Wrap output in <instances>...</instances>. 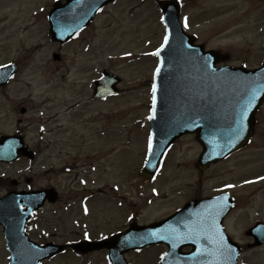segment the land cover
Segmentation results:
<instances>
[{
    "label": "rangeland",
    "instance_id": "374dc122",
    "mask_svg": "<svg viewBox=\"0 0 264 264\" xmlns=\"http://www.w3.org/2000/svg\"><path fill=\"white\" fill-rule=\"evenodd\" d=\"M2 1L0 0V14L6 13V4L11 2V0ZM44 1L49 2L50 0ZM191 1H193L194 8L187 11L190 15L188 29L196 35L197 42L203 44L206 49H214L220 51L222 56H227L226 59L221 60L218 66L224 64L234 67L247 65L248 68H256L261 61L260 42L264 32V9L261 1ZM34 2L37 6L39 5V2ZM29 7L30 5L27 3L23 5L24 9L17 10L15 8L14 12L10 13L11 22L7 25L2 24L0 29V64L5 65L10 61H16L20 68L17 81L10 88L0 92V133L1 131H12V120L19 118L18 113L23 107L27 110L26 114L23 115V121H26L27 124V142L33 147L41 145L43 150L42 156L37 159L32 169L36 182L45 177L39 185H46L47 183L67 185L66 180H62L60 176L56 175V171L46 173L43 176L42 171L44 168L42 167L41 158L43 155H51L52 166L57 169L60 165L59 162H55L57 151L69 147L73 156L70 147L83 142L85 146H80V148L86 150L81 154L84 159L81 160L80 157L78 161H84L85 163L91 161L89 156H95L94 150H103L99 156L102 157L110 154L114 149L113 156L108 159V163L111 162V166H113V169L110 170L113 173L109 175V179L116 177L117 179L111 181V183L123 185V188L127 191V184L119 177L123 176L122 173L127 168L132 169L138 165L139 156L143 150L144 138L142 139L137 135L138 128L142 126H139L135 119L143 118L144 113H146L143 103L147 102L148 94L144 81L147 73H149L147 72L149 71V65L142 64L139 61L138 63H127L123 67L116 66L120 68L119 74L122 75L123 80L121 83L122 90L118 98L93 102L90 100L88 83L98 77L102 68L115 66L116 62H112L109 57L127 51H143L147 41H154L157 30L159 27L162 29L161 23L158 22L157 25L156 13L151 16V11L146 9L136 18H130V16L122 14L123 23L114 24L112 32L105 37L100 31L95 49L82 54L80 49L60 50L61 48L56 45L42 48L48 36L43 28L42 31L39 29L38 32L33 30H30L29 33L20 32L19 29L24 25L27 28L26 30L29 27L37 28L36 18H30L27 15L30 10L36 11V6H32L31 9ZM161 29H159V35ZM36 47L40 49L37 50ZM51 52H58L63 55L61 63L57 64L51 60ZM96 55H98L97 58H95ZM79 65H82V68ZM73 68L76 69L75 73L77 75H73V72H71L68 80L77 77L80 82H86L84 86L71 89L68 83H65L66 70ZM32 100L36 104L31 103ZM38 103L43 106L42 108L45 109V113L49 117L50 123L46 127L54 130L53 128L58 126L61 130L50 131L51 134L44 137L43 144H40L37 140L38 131L36 128L41 123L36 116ZM13 111L15 112L13 113ZM258 121V130H256L258 134L252 144L228 162L221 164L214 171L215 175L220 174L222 176V178H219L222 183H239L244 180V184L247 182V184H251L248 181L250 177L264 174V169H261V165H264V108L258 116ZM47 139H51L55 143L49 150H45L48 143ZM126 139L129 140V143H125ZM113 144L116 145L115 148H112ZM176 146H180V148L176 150L177 147H175L176 151L172 152L166 162L167 174L164 175V180L161 178L162 183L156 185L161 191V195L155 197L152 206L171 204V202H161L159 200L164 199L162 188L168 190L169 187L174 186L172 189L176 190L178 187L176 182L182 174L176 171V162H182L181 170H186L190 167H185L184 163L196 158L198 147L191 145L188 138L182 139ZM131 159L134 160L131 161ZM97 168L99 170L98 166ZM239 170L243 174L239 177L233 176L232 172ZM0 172L8 173L5 167ZM183 173L190 177L189 174ZM193 174H195L194 171L191 175ZM101 182V184L105 183L104 180ZM263 185L264 182L255 186L251 185L249 188L235 193L236 197L241 200L239 206L244 203L241 208L244 207L245 209L241 211L246 212L249 209L252 214V201ZM78 189V185L73 183L72 180L66 186L65 196L73 199L77 198L79 196ZM3 193L4 191L0 189V195ZM144 193L143 199H128V206L137 209L144 206V200L149 196L148 191H144ZM250 197L251 199H249ZM56 211L57 215L45 214V219L52 221L51 225H54L59 217V212ZM101 219L106 220L105 216H102ZM4 253L3 240L0 236V264H5L6 253ZM75 261H73V264ZM71 262L68 257L64 256L60 262L56 261L50 264H71Z\"/></svg>",
    "mask_w": 264,
    "mask_h": 264
},
{
    "label": "water",
    "instance_id": "95a60500",
    "mask_svg": "<svg viewBox=\"0 0 264 264\" xmlns=\"http://www.w3.org/2000/svg\"><path fill=\"white\" fill-rule=\"evenodd\" d=\"M206 73L204 74L203 78L200 80L201 84L203 85H209L210 87L208 91L203 90L204 94L202 96H197L195 102L200 103L204 99H211L212 104L208 109L209 113V120L206 122L210 123V126H214L217 130L216 132V138L219 143L224 142L226 140L224 133L220 131L222 126H227V117L226 114L222 108V106L226 105L228 103V99L236 92H242L246 91L247 89H252L254 93L257 92L255 87V82L262 78L264 76V72H257L255 73H246L243 71H235V73L232 72H224V74H217L212 69L208 68L206 69ZM221 76L223 83H220L218 80V77ZM223 99V103L220 104V100ZM263 99L261 97L259 98V102H261ZM218 102L219 104H215ZM258 102V103H259ZM183 110H186L184 108ZM198 130L199 138L202 133L207 132L208 134H211L212 132L205 129V130ZM203 138V134H202ZM14 264H25V261L21 258H14ZM28 264V263H27ZM30 264V263H29Z\"/></svg>",
    "mask_w": 264,
    "mask_h": 264
},
{
    "label": "snow or ice",
    "instance_id": "6c2138e0",
    "mask_svg": "<svg viewBox=\"0 0 264 264\" xmlns=\"http://www.w3.org/2000/svg\"><path fill=\"white\" fill-rule=\"evenodd\" d=\"M184 27H185V28L188 27L187 18H185ZM164 43H165V44L168 43V37H167V36H165V38H164ZM158 54H159V52L154 53V55H158ZM157 72H159V69H157ZM152 92H153V104H155V99H156V96H155V93H156V87H155V85H153ZM153 118H154V116H149V119H153ZM151 147H152V140H151V137H150V138H149V150H151ZM261 179H264V177H262Z\"/></svg>",
    "mask_w": 264,
    "mask_h": 264
}]
</instances>
